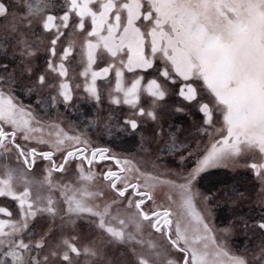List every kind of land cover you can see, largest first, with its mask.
<instances>
[{
	"label": "snow or ice",
	"instance_id": "6c2138e0",
	"mask_svg": "<svg viewBox=\"0 0 264 264\" xmlns=\"http://www.w3.org/2000/svg\"><path fill=\"white\" fill-rule=\"evenodd\" d=\"M76 65L79 99L97 112L88 126L133 138L137 153L92 146L55 121L45 136L19 100L67 108ZM105 92L130 112L102 115ZM241 167L264 207V0H0V264H264V214L236 215L217 236L213 205L246 197L198 187L213 169ZM83 229L94 236L81 244ZM237 233L259 238L238 254Z\"/></svg>",
	"mask_w": 264,
	"mask_h": 264
},
{
	"label": "rangeland",
	"instance_id": "374dc122",
	"mask_svg": "<svg viewBox=\"0 0 264 264\" xmlns=\"http://www.w3.org/2000/svg\"><path fill=\"white\" fill-rule=\"evenodd\" d=\"M57 5L62 4L63 0H56ZM54 11H59V9H55ZM48 35V34H46ZM48 45L47 39L43 40L42 43H40V50L37 52L36 57L34 58L35 63V71H41L43 70L45 66V60L48 57L49 53L46 51ZM60 48L59 45H57V52L59 53ZM78 59V57H77ZM99 64V62H98ZM96 70H99L98 66H94ZM82 67L79 65H76L69 70V82L73 86V92H74V100L71 105L67 106V108L64 105H58L59 111L57 109H51L47 113H45L44 109L38 108L35 104V101L23 93H18L19 100L24 103L25 105L31 104L33 109L38 113L39 118L42 122L45 124V131L44 135L47 136V133L49 129L47 128L46 124L49 121H55L60 124V126L64 129L65 132H68L69 134H76L78 132H86L88 139L91 141L92 146L97 147H110L117 153H124V154H131V153H137L138 152V144L137 142L131 138V137H124L122 140L118 141H110L106 136H102L97 133V131L94 128H90L89 122L97 115L96 108L90 101H85L82 99H79V96L82 92L81 89H77L75 85L77 83L83 82V78L79 76V72L82 71ZM126 77L130 74H125ZM114 78V73H110L109 79ZM98 85H101L104 83L103 80L97 81ZM141 103H144V99L142 98ZM87 106L91 107V109H88ZM112 108L113 115L117 118L122 117L123 115H126L130 112V109L127 105H110L107 100V93H104L103 98V112L107 113L108 109ZM178 117L181 119L180 123H184L186 125L185 118L176 115L174 117V120ZM179 124V123H178ZM37 135H40V133H37ZM40 161L37 162L36 168L33 170V174L39 178L43 175V171L40 168ZM218 171L219 173L226 174V177L237 179L241 176L246 177V181L243 185V190L240 193H244L245 197L244 199H240L239 205L237 207H233L229 202L221 201L218 205H213L212 207V218H211V225L213 226L214 230H216L217 236L220 235L219 230L223 229L225 227L229 226L230 221L234 219L236 215H241L249 220V223H255L260 219V216L264 214V207H261L260 204L257 202V194L260 192V184L259 181L256 179L254 174L250 169L247 168H237V169H213L209 174H205L206 178L211 177V173ZM206 178L198 185L200 187L201 191H205L209 188H207V185L210 183L209 181H206ZM227 181V179H226ZM209 182V183H208ZM228 184V185H227ZM224 186H230L234 187L235 184L231 183H224ZM235 188V187H234ZM211 189L215 190L214 187ZM4 198H0V200H3ZM158 199L162 200L166 205L168 204V201L165 197V192H161L158 194ZM173 199H177L175 195L173 196ZM15 204L13 201H8L9 210H13L12 207ZM174 210L180 211L178 203L175 205H172ZM199 204L197 205V208L199 209ZM220 209H224L222 211V214L220 212ZM224 212V213H223ZM0 218L2 217V214H0ZM257 219V220H256ZM94 236V233L90 232L88 229H83L81 232V239L79 243L83 244L92 239ZM251 237V240H257L258 233L255 236H252L251 233H249L248 236L237 233L235 234L230 241L229 247L232 252L241 254L243 253V250L245 247H251V241L249 239ZM111 251V250H109Z\"/></svg>",
	"mask_w": 264,
	"mask_h": 264
},
{
	"label": "trees",
	"instance_id": "16d2710c",
	"mask_svg": "<svg viewBox=\"0 0 264 264\" xmlns=\"http://www.w3.org/2000/svg\"><path fill=\"white\" fill-rule=\"evenodd\" d=\"M87 108L88 109H91V107H89V106H87ZM179 121L181 122V119H179L178 117H176V119L174 120V123H177L178 124V123H180ZM210 175H211V177L209 176L205 180V182L206 181H209L210 182V183L208 182L209 184L207 185V188H212V187H214L215 189L216 188H220V187H223L224 186V183L225 182L226 183L228 182V183H231V184H235V186H234L235 189L237 190L238 193H240V192H242L243 185H244V183L246 181V177L244 175L241 176V177H239V178H237V179H232V178L226 177V174L219 173L218 171L213 172ZM226 179H227V181H226ZM223 210L224 209H220L221 214H222V211Z\"/></svg>",
	"mask_w": 264,
	"mask_h": 264
}]
</instances>
